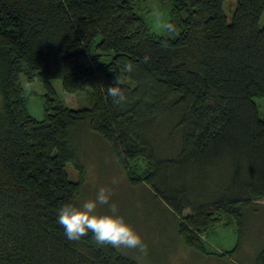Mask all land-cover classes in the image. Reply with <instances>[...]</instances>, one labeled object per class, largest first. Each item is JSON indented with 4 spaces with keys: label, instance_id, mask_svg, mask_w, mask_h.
Segmentation results:
<instances>
[{
    "label": "trees",
    "instance_id": "obj_1",
    "mask_svg": "<svg viewBox=\"0 0 264 264\" xmlns=\"http://www.w3.org/2000/svg\"><path fill=\"white\" fill-rule=\"evenodd\" d=\"M143 1L0 0V264H135L91 232L69 241L57 223L82 182L77 129L103 140L128 185L147 186L201 255H232L243 212L264 209V0H233L228 15L226 0H161L177 34L151 31ZM21 77L43 89L39 119ZM51 79L87 89L90 104L63 105ZM117 80L121 104L107 95ZM218 224L235 240L210 252L201 236ZM252 264H264V240Z\"/></svg>",
    "mask_w": 264,
    "mask_h": 264
},
{
    "label": "rangeland",
    "instance_id": "obj_2",
    "mask_svg": "<svg viewBox=\"0 0 264 264\" xmlns=\"http://www.w3.org/2000/svg\"><path fill=\"white\" fill-rule=\"evenodd\" d=\"M232 5L233 0L224 2L223 11L226 15L229 14ZM168 10L167 1L144 0L140 15L151 31L163 33L165 31L163 25L168 22ZM263 22L264 12L259 19V23ZM20 80L28 113L35 119L41 118L46 97L40 83L27 84L22 77ZM50 85L56 99L69 108L90 104L87 89L67 93L63 91L57 79H51ZM254 101L259 99L255 98ZM261 109L259 113L262 112ZM72 140V146L83 165V176L81 186L71 203L79 206L84 200L94 199L100 187L111 188L113 191L111 202L118 206V214L148 246L147 256H142L135 249L114 248L119 254L132 259L135 264H252L254 253L264 240V209L243 212L241 238L232 255L225 254L222 257L201 255L182 243L176 233L175 217L147 186L128 185L111 151L97 134L77 129ZM65 170L70 179L77 178L70 164L65 165ZM113 178L118 181L117 184H112ZM258 203H264V200ZM97 214H108V207L98 206ZM201 238L210 252L226 251L235 240L233 225L227 227L215 225Z\"/></svg>",
    "mask_w": 264,
    "mask_h": 264
},
{
    "label": "clouds",
    "instance_id": "obj_3",
    "mask_svg": "<svg viewBox=\"0 0 264 264\" xmlns=\"http://www.w3.org/2000/svg\"><path fill=\"white\" fill-rule=\"evenodd\" d=\"M165 31L170 34H177L175 25L165 23ZM144 57L142 62H147ZM124 71L132 73L136 65L125 60ZM122 81L117 80L115 86L107 87V95L113 98L114 103L121 104L127 101L126 91ZM30 87V86H29ZM118 181L113 178L112 184ZM113 191L109 187H100L94 199L84 200L79 206L73 203H66L58 210L57 223L64 229L66 238L71 242L80 241L88 236L89 232L99 246H111L113 248L135 249L142 256H147L148 246L142 237L125 222L120 216L118 206L111 202ZM107 206L108 214H97L98 206Z\"/></svg>",
    "mask_w": 264,
    "mask_h": 264
}]
</instances>
